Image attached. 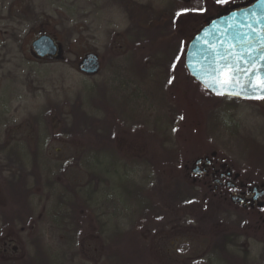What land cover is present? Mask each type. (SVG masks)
Listing matches in <instances>:
<instances>
[{"label":"rangeland","instance_id":"obj_1","mask_svg":"<svg viewBox=\"0 0 264 264\" xmlns=\"http://www.w3.org/2000/svg\"><path fill=\"white\" fill-rule=\"evenodd\" d=\"M243 1L0 0V264H264L256 218L185 171L214 150L264 176V101L203 95L184 67L196 31ZM41 34L58 56L33 55ZM88 53L93 75L78 67ZM123 177L144 192L124 212L102 195L118 196ZM65 196L68 217L77 209L72 248L46 217ZM229 234L228 261L215 247Z\"/></svg>","mask_w":264,"mask_h":264},{"label":"water","instance_id":"obj_2","mask_svg":"<svg viewBox=\"0 0 264 264\" xmlns=\"http://www.w3.org/2000/svg\"><path fill=\"white\" fill-rule=\"evenodd\" d=\"M31 51L38 58L52 59L60 54L61 48L50 35L41 34L31 42ZM225 63L238 64L241 69H258L253 84L264 74V0H254L248 6L209 20L189 40L184 55L185 68L192 78L215 95H218L217 89L208 87L204 81L210 68ZM78 67L86 74L98 73L97 54H86ZM222 91L225 94L221 96L227 97L258 99L256 96L259 95L251 90L242 95Z\"/></svg>","mask_w":264,"mask_h":264},{"label":"flooded vegetation","instance_id":"obj_3","mask_svg":"<svg viewBox=\"0 0 264 264\" xmlns=\"http://www.w3.org/2000/svg\"><path fill=\"white\" fill-rule=\"evenodd\" d=\"M252 1L244 0L232 9L221 11L218 15L248 6ZM232 99L260 100L237 97H232ZM262 100L264 101V99ZM185 171L186 177L192 184L207 187L213 195L241 208L248 215H252L256 218L260 228L264 230V176L254 175L251 172L244 173L229 167L225 157L219 156L218 152L214 150L209 155L194 156L192 162L185 166Z\"/></svg>","mask_w":264,"mask_h":264},{"label":"trees","instance_id":"obj_4","mask_svg":"<svg viewBox=\"0 0 264 264\" xmlns=\"http://www.w3.org/2000/svg\"><path fill=\"white\" fill-rule=\"evenodd\" d=\"M187 77H189V79L196 85V89H198L199 91L202 92V94L204 93L205 95H207L208 97L209 96H215V97H218L219 95H215L211 92H209L204 86H202L200 83H198L194 78H192L188 73L186 74ZM182 94H184V91L182 92ZM203 94V95H204ZM190 105H193L192 103H190ZM71 112L74 116H77L79 119L83 120L85 123L87 124H91V123H94L93 121H95V117L89 115L87 113V111H84L82 106L79 104V103H75L73 105H71ZM83 123V122H82ZM102 123V122H101ZM197 123V120L194 119L192 121V126L194 127H198V125L196 124ZM94 125H96V123H94ZM83 162L86 164V165H89L90 162H88V157H84L83 159ZM0 172L2 173V168H1V165H0ZM124 176V175H123ZM118 187H120V191L118 192V196L116 194L112 195L111 193V198L112 200H110L109 197H106L107 195H109V193H102L103 197L106 199V201L108 203H110L112 205L111 209L114 208V209H121L123 212L127 209L128 205H127V198H132V199H137L140 195H144V192L143 190L138 187V185L136 184L135 181H131V182H128L124 179H122V181H120L118 183ZM31 192L32 190L29 189V187H27V189L24 191V193L20 194L21 196H18L19 199L24 200L26 198V201L28 200V198H30V195H31ZM76 196H78V192H73ZM12 194H15L14 192ZM122 195V196H121ZM14 197H16V194L14 195ZM79 197V196H78ZM77 197V201L80 203L78 205H76L78 207V209H82L83 210V214L86 213H92V216L93 218L95 219V221L99 224L100 221L97 219L98 216L96 215L97 213H94L96 210H94L93 212V208L91 209L90 206H89V200L88 199H78ZM118 198V199H117ZM66 199V196L65 198H61L60 200L61 201H64ZM104 200V199H103ZM119 200H124L125 203H123L122 207H119V203L120 201ZM64 207L63 208H59V210H57L55 213L52 214V216H46L47 219L49 220V222L52 224L53 227H55L56 230H60L61 233H63L62 235V244L65 245V242H69V245L71 244V246H68L69 248H72L73 246V243L76 241L75 240V236L72 234L74 233V228H73V232H71V228H70V225H75L77 224L78 225V221L74 220L75 218V213L77 212V209L75 210V208L73 209L74 211V215L71 214L70 217H68L67 213L65 212V207L69 204V203H66V200L64 201ZM70 208L72 209V204H70ZM118 206V208H117ZM99 208V207H98ZM130 209V208H128ZM127 209V210H128ZM76 211V212H75ZM71 225V226H72ZM72 234V236L70 235ZM230 237V234L229 236H225L223 238V242H222V246H221V249H219L218 247H215L216 250H218L220 253L222 252L223 254H228L229 257L227 256H223V257H227L226 259L229 261V258L230 256H233V255H230L229 252H228V243H230V241H228ZM64 246H62V251L64 250L63 248ZM221 253V254H222ZM56 258V259H55ZM45 259H46V256H45ZM53 259H55L53 261V264H57V260H58V256H53ZM47 260H48V257H47ZM124 263V261H123ZM121 262H109V264H123ZM105 264V262H104ZM126 264V263H124ZM235 264H238V261H235Z\"/></svg>","mask_w":264,"mask_h":264},{"label":"snow or ice","instance_id":"obj_5","mask_svg":"<svg viewBox=\"0 0 264 264\" xmlns=\"http://www.w3.org/2000/svg\"><path fill=\"white\" fill-rule=\"evenodd\" d=\"M217 2L225 3L227 0H217ZM258 71L254 68L241 69L238 64L233 66L225 63L210 68L204 82L208 87L216 88L218 95L225 94L222 89L227 90L229 95H242L244 92L251 90L253 93H259L256 98L264 99V74H261L258 81L253 84ZM236 89H239V91H235Z\"/></svg>","mask_w":264,"mask_h":264}]
</instances>
